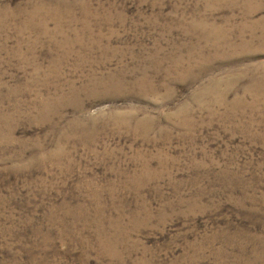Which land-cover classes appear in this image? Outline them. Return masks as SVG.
Listing matches in <instances>:
<instances>
[{"label":"rangeland","instance_id":"rangeland-1","mask_svg":"<svg viewBox=\"0 0 264 264\" xmlns=\"http://www.w3.org/2000/svg\"><path fill=\"white\" fill-rule=\"evenodd\" d=\"M0 264H264V0H0Z\"/></svg>","mask_w":264,"mask_h":264}]
</instances>
